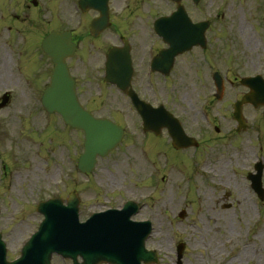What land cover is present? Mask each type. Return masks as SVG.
Here are the masks:
<instances>
[{
	"label": "rangeland",
	"instance_id": "1",
	"mask_svg": "<svg viewBox=\"0 0 264 264\" xmlns=\"http://www.w3.org/2000/svg\"><path fill=\"white\" fill-rule=\"evenodd\" d=\"M0 5L7 7L3 0ZM263 9L264 0H203L194 19L209 22L206 51L194 50L168 82L157 84L159 100L197 139L198 148L174 150L166 131L145 139L134 112L109 115L103 104L91 106L96 115L118 119L127 137L89 177L74 169L82 133L65 127L57 116L34 111L38 104L17 73L15 47L0 45V97L11 93L0 110V233L8 260L19 255L42 220L36 203L65 198L74 188L81 221L127 200L137 202L141 209L132 219L152 223L146 248L156 253L157 264H176L180 243L181 264H264V199L246 178L255 162L264 166V107H243L247 126L240 133L231 115L234 101L247 92L234 79L254 72L264 78ZM34 12H29L30 26ZM19 68L24 71L22 62ZM214 72L234 82L224 81L220 100L213 97ZM86 89L81 94L87 99L93 89ZM219 169L225 174L219 176ZM262 183L264 188V169ZM246 249L250 253L245 255ZM51 263L71 264L57 256Z\"/></svg>",
	"mask_w": 264,
	"mask_h": 264
},
{
	"label": "flooded vegetation",
	"instance_id": "2",
	"mask_svg": "<svg viewBox=\"0 0 264 264\" xmlns=\"http://www.w3.org/2000/svg\"><path fill=\"white\" fill-rule=\"evenodd\" d=\"M3 1L7 7L3 9L0 5V45L15 47L17 64L22 62L24 73L31 75L34 81L27 90L38 93L51 72V61L40 48L42 39L51 31H68L75 49L66 62L76 79L78 98L93 114L90 107L103 104V110L109 115L135 112L129 98L117 87V83H125L128 78L127 89L131 88L141 100L149 102L152 107L162 104L158 100L157 84L169 80L176 73L179 62L189 59L192 51L176 56L167 76L151 71L150 62L166 47L155 33L154 23L160 17L169 16L179 5L194 23L196 8L203 2L180 0L178 4L171 0H107L108 26L93 36L89 24L96 22L101 15L97 10L81 11L79 0H23L21 4L18 0ZM31 10L35 11L32 26L28 23ZM25 25L28 29L21 30L20 26ZM107 62L111 84L104 85ZM85 86V91L93 89L86 94L89 96L87 99L81 94ZM22 95L26 96L27 92ZM109 118L120 124L118 119Z\"/></svg>",
	"mask_w": 264,
	"mask_h": 264
},
{
	"label": "water",
	"instance_id": "3",
	"mask_svg": "<svg viewBox=\"0 0 264 264\" xmlns=\"http://www.w3.org/2000/svg\"><path fill=\"white\" fill-rule=\"evenodd\" d=\"M173 19L164 20L170 21V24L167 28L165 25L164 31L161 29L160 32L164 37H169L167 41L170 46H181L174 53L187 50L196 43H203L199 30L196 29H202L203 32V25H196L195 29L190 27L188 34L182 31L176 33L179 31L175 25L178 21L177 16L173 15ZM54 53L52 50L51 56L55 70L51 84L43 95L42 104L49 112L60 114L65 124L84 132L85 150L78 161L77 168L87 173L94 168L97 156H105L119 144L122 131L108 120L93 118L79 106L74 94L73 80L69 77L61 59ZM242 84L250 89V93L234 105L233 117L239 124L238 131L245 127L241 107L244 104H251L254 107L264 105L262 79L259 77L245 79ZM216 86L218 91H221V84L217 79ZM136 105L142 115L145 130L158 133L162 127L167 128L175 148H185L195 144L193 140L184 136L178 123L171 116L161 112L153 116L146 112L150 110L142 112L145 108L143 105ZM255 169L257 174L251 176L250 180L253 189L260 198H263L262 165H256ZM36 210L44 216V220L38 232L22 248L20 259L11 263L5 261V245L0 236V264H50L53 253L71 259L73 264H140L141 261L144 264H150L156 261L154 252L146 251L144 248V241L151 230L150 223H134L129 220L137 212V207L133 203H127L122 211L95 214L84 224L78 223V200L75 192L69 195L66 206L62 205L60 199H55L39 203ZM180 217L183 215L181 214ZM182 249L183 246L180 245L179 258ZM78 256L82 259L81 263L77 262Z\"/></svg>",
	"mask_w": 264,
	"mask_h": 264
},
{
	"label": "bare ground",
	"instance_id": "4",
	"mask_svg": "<svg viewBox=\"0 0 264 264\" xmlns=\"http://www.w3.org/2000/svg\"><path fill=\"white\" fill-rule=\"evenodd\" d=\"M240 29L242 30V33H243V28L240 27ZM246 43L248 44V41H246ZM255 46H256V44H255ZM218 172H219V176L225 174V172H224L223 169H219ZM240 187H241V186H240ZM243 193H245V190H244V189H241V191L239 192V195H242V199H243V201H246V198L243 196ZM246 194H247V193H246ZM247 197H249L248 194H247ZM162 244H163V243H162ZM159 247L161 248L160 245H159ZM244 253H245V255H246L247 253H250V250H249V249H246V250L244 251Z\"/></svg>",
	"mask_w": 264,
	"mask_h": 264
}]
</instances>
